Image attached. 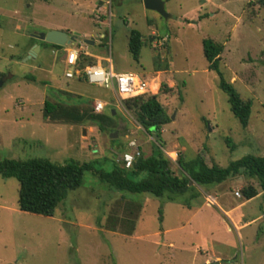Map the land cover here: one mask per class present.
I'll return each mask as SVG.
<instances>
[{
	"label": "rangeland",
	"instance_id": "374dc122",
	"mask_svg": "<svg viewBox=\"0 0 264 264\" xmlns=\"http://www.w3.org/2000/svg\"><path fill=\"white\" fill-rule=\"evenodd\" d=\"M164 1L170 19L147 10L143 0H0V74L6 78L0 90V160L94 168L54 217L22 212L19 181L0 176V264H264V193L256 179L238 176L175 202L116 191L99 179V172L122 164V156L132 152L130 142L144 157L158 142L117 104L112 90L65 78L66 53L81 46L94 52V63L107 66L111 59L117 73L160 77L158 100L171 118L161 140L175 174L180 175L179 156H203L209 166L223 168L246 156L264 157V9L256 0ZM51 28L80 37L57 50L36 39ZM133 30L145 42L139 62L129 48ZM206 40L224 45L220 71L251 102L247 129L232 113L219 74L209 69ZM97 100L108 104L102 114L116 111V128L101 132L90 122L43 116L46 101L94 111ZM250 187L259 195L246 201L243 190ZM206 193H214L220 207L203 206ZM233 207L235 225L240 216L261 219L238 231L223 212Z\"/></svg>",
	"mask_w": 264,
	"mask_h": 264
},
{
	"label": "trees",
	"instance_id": "16d2710c",
	"mask_svg": "<svg viewBox=\"0 0 264 264\" xmlns=\"http://www.w3.org/2000/svg\"><path fill=\"white\" fill-rule=\"evenodd\" d=\"M255 2L260 9H264V0ZM48 45L62 49L56 45ZM144 46L143 35L139 31H131L129 48L135 61L139 62ZM223 52L224 45L215 43L213 40L204 42V54L209 63V69L219 74L220 88L228 96L232 113L243 128L247 129L252 115L251 102L244 101L234 85L223 77L220 71ZM80 56V67L95 64L91 57L83 53ZM2 77L3 75L0 74V78ZM163 88L168 90L165 85ZM159 94L128 98L123 105L133 113L136 122L147 134L153 137V131H155L161 139L162 130L171 122V118L158 100ZM114 111L106 116L95 114L89 109L83 111L78 106L46 101L43 116L46 120L67 124L90 122L101 132H106L107 127L116 128L113 120ZM154 148L152 155L139 156L131 169H125L122 164L116 163L112 172H99V179L116 191L134 195L151 194L157 198H166L169 202H175L179 196L189 194L191 198H198L200 196L199 191L197 192L198 188L221 185L238 176L256 179L264 192V157L246 156L223 168L218 165L209 166L203 156H198L192 161H186L184 157L179 156L177 164L180 175H177L172 169V160L164 152V144L158 143ZM93 169L92 163L56 164L40 159L0 160V176L16 178L20 183L19 209L25 213L45 217H54L57 208L67 198L69 192L78 190L83 184L85 173ZM190 182L194 185L190 186ZM258 195L259 191L256 188L250 187L243 190V196L247 200L254 199Z\"/></svg>",
	"mask_w": 264,
	"mask_h": 264
},
{
	"label": "built area",
	"instance_id": "2783aa9c",
	"mask_svg": "<svg viewBox=\"0 0 264 264\" xmlns=\"http://www.w3.org/2000/svg\"><path fill=\"white\" fill-rule=\"evenodd\" d=\"M81 53L89 56L83 46L70 48L66 53L67 71L65 78L68 80L85 81L91 85L112 90L117 104L122 105L128 98L142 95H157L161 90V81L157 78L152 81L144 79L135 72L117 73L111 59H106L109 65L104 66L102 60L93 65L80 67ZM108 106L106 102L97 100L94 104V113L102 114ZM129 151L122 156V167L131 169L135 160L140 156V150L135 141L129 143ZM240 195V194H238Z\"/></svg>",
	"mask_w": 264,
	"mask_h": 264
},
{
	"label": "water",
	"instance_id": "95a60500",
	"mask_svg": "<svg viewBox=\"0 0 264 264\" xmlns=\"http://www.w3.org/2000/svg\"><path fill=\"white\" fill-rule=\"evenodd\" d=\"M143 3L147 10L157 12L165 19H170L172 17L166 11V3L164 0H143ZM78 37H80L79 34H74L72 36H69V34L65 31L50 30L47 33H41L37 35L36 39L50 45H56L62 48H66L74 44ZM85 43L87 45H93V42L91 41H85ZM5 79L6 78L4 76L0 78V90L3 88V86L6 83ZM113 116H115V111L113 112ZM111 137L113 138V136ZM153 137L160 145L164 144V142L160 139L159 135H157L155 131H153ZM192 185H194L193 182H190V186Z\"/></svg>",
	"mask_w": 264,
	"mask_h": 264
},
{
	"label": "crops",
	"instance_id": "0c3cea01",
	"mask_svg": "<svg viewBox=\"0 0 264 264\" xmlns=\"http://www.w3.org/2000/svg\"><path fill=\"white\" fill-rule=\"evenodd\" d=\"M50 30H59V29H56V28H51ZM60 31H63V30H60ZM86 44V43H85ZM54 49H56V48H54ZM63 49H65V48H62V49H57V50H63ZM87 53H88V55H89V57H95L96 55L94 54V52L93 51H86ZM98 57V56H97ZM143 77V76H142ZM144 78V77H143ZM145 79V78H144ZM155 79V78H154ZM157 79H159V80H161L160 79V77H157ZM147 80V79H146ZM77 82H82V81H77ZM100 101H102V100H100ZM175 153V152H174ZM169 155H173V153H170ZM263 192V191H262ZM264 193V192H263ZM204 197V202H203V206H205V205H207V206H213V205H215V206H219L220 207V205H219V203H218V198L215 196V194L213 193H206V194H204L203 195ZM131 197V196H130ZM239 197H240V195H239ZM246 199V198H245ZM252 200V199H251ZM246 201H250V200H247L246 199ZM237 209V207H233V208H231V210H229V211H223L225 214V217L227 218V220H229L234 226H235V228H236V230H241L243 227H245L246 225H248L249 223H252V222H255L256 220H259V219H261L260 217L259 218H256V219H253V220H251V221H247L246 219H245V217L244 216H240V217H238L237 218V221H235L236 222V224L237 225H235L234 224V219L231 217V215L234 213V211ZM134 230H136V229H134ZM231 230V229H230ZM135 231H133V233H134ZM170 232V230H166V231H164L163 232V236H166V234H168ZM170 246V248H171V246H173L172 244H170L169 245ZM219 255H217V260H220V258L218 257Z\"/></svg>",
	"mask_w": 264,
	"mask_h": 264
}]
</instances>
